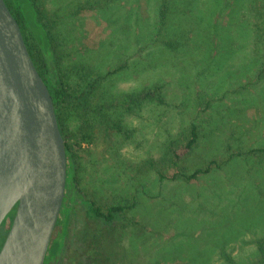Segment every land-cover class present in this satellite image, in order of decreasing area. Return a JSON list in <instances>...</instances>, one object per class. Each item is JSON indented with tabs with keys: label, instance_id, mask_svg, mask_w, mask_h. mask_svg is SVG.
Returning a JSON list of instances; mask_svg holds the SVG:
<instances>
[{
	"label": "rangeland",
	"instance_id": "rangeland-1",
	"mask_svg": "<svg viewBox=\"0 0 264 264\" xmlns=\"http://www.w3.org/2000/svg\"><path fill=\"white\" fill-rule=\"evenodd\" d=\"M7 1L21 17L25 3ZM34 2L50 85L95 84L94 112L63 111L72 145L88 127L98 140L76 151L60 264H264V0ZM93 202L127 209L108 227Z\"/></svg>",
	"mask_w": 264,
	"mask_h": 264
},
{
	"label": "water",
	"instance_id": "water-1",
	"mask_svg": "<svg viewBox=\"0 0 264 264\" xmlns=\"http://www.w3.org/2000/svg\"><path fill=\"white\" fill-rule=\"evenodd\" d=\"M68 179L53 98L21 27L0 0V229L15 217L0 264H45Z\"/></svg>",
	"mask_w": 264,
	"mask_h": 264
},
{
	"label": "trees",
	"instance_id": "trees-1",
	"mask_svg": "<svg viewBox=\"0 0 264 264\" xmlns=\"http://www.w3.org/2000/svg\"><path fill=\"white\" fill-rule=\"evenodd\" d=\"M18 3H25L26 7L22 5L24 11L22 12L23 15L20 17L19 14H17L14 10L12 5L5 0L8 8L10 9L12 15L15 17V19L18 21L22 34L24 37V40L26 42V45L28 47L29 53L31 55V58L43 78L44 82L49 88V91L51 93V96L53 98L55 111L57 115V119L59 122L61 134L63 136V139L65 141L66 146V154H67V162H68V179H67V190L69 187V191L76 190V166H75V160L78 158V150L82 149L83 144L92 145L95 144L98 140L96 129L94 127H88L86 130L80 131V141L72 145L69 139V135L66 131L65 127V120L63 119L64 116V110L69 108L70 106L74 105H80L83 110L86 112H94L95 109H91V107L88 105L87 98L90 95L91 90L94 88V83L90 86H86L81 91L77 92H69L66 88L63 87H52L48 80L46 79V74L44 69L48 66L47 57L52 56V37L48 33V29L50 27V24L45 22L44 19V12H42L39 7H37L34 0H16ZM164 7V6H163ZM169 9L164 8L161 12V18L162 23L164 24L167 18V13ZM26 17L24 18V16ZM23 17V18H22ZM160 18V19H161ZM27 19H31L32 26L34 27L33 32H29L27 29ZM148 96V94H143V96ZM126 99H123V102H126ZM197 130L194 127L191 133V138L188 140V142L180 149H174L172 150L174 159H175V165H178V162H180L185 156H187L193 147L197 143ZM77 151V152H76ZM209 172V169L203 170L198 169L195 172H193L191 175L182 174L180 175L182 178H184L187 181L195 180L199 177V175L207 174ZM70 185V186H69ZM66 190V191H67ZM69 196V194L65 196V201L63 204V210L61 212V217H63V222L59 219L58 224L63 223L64 227H67L69 224V217H70V211L72 209L73 200L72 195ZM126 207L122 205L117 206H110L107 209L103 210V208L97 207L95 202L90 204L89 207V216L92 218H95L99 221L101 225L113 227L115 222H118L121 220V218L124 216L126 212ZM15 217V210L8 216L7 220L4 222L2 228L0 229V249L4 244V241L8 235V232L10 230V227L12 225L13 219ZM62 248V244H60L59 239H56L52 242V245L50 247V255L48 256V260H46L47 264H56V258L57 255L60 253V250ZM100 260V259H99ZM53 261V263H52ZM99 264V263H97Z\"/></svg>",
	"mask_w": 264,
	"mask_h": 264
},
{
	"label": "flooded vegetation",
	"instance_id": "flooded-vegetation-1",
	"mask_svg": "<svg viewBox=\"0 0 264 264\" xmlns=\"http://www.w3.org/2000/svg\"><path fill=\"white\" fill-rule=\"evenodd\" d=\"M63 210V209H62ZM62 212V211H61ZM71 213H72V210L70 211V217H69V219L71 218ZM62 222H63V217H61V215H60V218H59ZM69 230H70V228H69V224L67 225V227H64V225H63V223H61V224H57V227H56V229H55V233H54V237H53V239H52V242L54 241V240H56V239H59V241H60V244H62V248H61V250H60V253L57 255V258H56V264H60V261H61V259L63 258V256H64V251H65V249H66V244H67V240H68V237H69ZM51 245H52V243H51ZM51 247V246H50ZM1 249H2V247H1ZM1 249H0V251H1ZM92 251H93V253H94V250L92 249ZM50 255V249H49V253H48V256ZM48 256H47V258H48ZM46 260H48V259H46ZM47 262V261H46ZM52 263H53V261H52ZM45 264H47V263H45Z\"/></svg>",
	"mask_w": 264,
	"mask_h": 264
}]
</instances>
